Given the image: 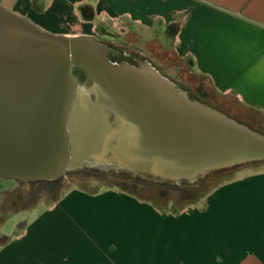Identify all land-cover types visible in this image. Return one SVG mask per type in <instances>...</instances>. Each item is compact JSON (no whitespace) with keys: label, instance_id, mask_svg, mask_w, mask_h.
Instances as JSON below:
<instances>
[{"label":"crops","instance_id":"obj_1","mask_svg":"<svg viewBox=\"0 0 264 264\" xmlns=\"http://www.w3.org/2000/svg\"><path fill=\"white\" fill-rule=\"evenodd\" d=\"M0 5L54 34L93 37L112 29L159 41L161 49L190 59L216 93L264 115V0ZM21 211L29 215L1 236L0 264H264V170L226 180L177 211L116 187L72 188L50 205Z\"/></svg>","mask_w":264,"mask_h":264},{"label":"water","instance_id":"obj_2","mask_svg":"<svg viewBox=\"0 0 264 264\" xmlns=\"http://www.w3.org/2000/svg\"><path fill=\"white\" fill-rule=\"evenodd\" d=\"M110 52L0 5V178L52 180L93 164L178 184L264 161L263 133L190 98L149 63ZM85 64L91 96L77 93L72 73L88 82Z\"/></svg>","mask_w":264,"mask_h":264},{"label":"rangeland","instance_id":"obj_3","mask_svg":"<svg viewBox=\"0 0 264 264\" xmlns=\"http://www.w3.org/2000/svg\"><path fill=\"white\" fill-rule=\"evenodd\" d=\"M110 30L111 32H106L103 29L98 30L97 34H93L94 36L91 38L105 44L112 51L116 50L121 55L129 54L130 56V58L121 55L113 57L110 52L112 61L134 63L137 59H141L149 63L160 75L168 78L179 89L185 91L190 98L214 108L250 128L264 132V115L243 106L231 96L216 93L209 80L193 69L190 59H180L172 51L161 49L159 41H145L137 36L129 35H119V37L112 32V29ZM102 32L104 35L100 34ZM86 66L88 77V67ZM90 66L94 68L93 64ZM72 73L74 77L76 74L81 77L79 81H76L78 92L86 95L87 91H90V96L95 94L93 85H89L91 81L85 83L86 76L80 68L76 67ZM83 82L84 86H82ZM259 170H264V161L236 165L211 172L192 182L178 184L151 181L137 174L118 170L113 166L105 168L101 165L93 166V164H82L77 168L65 171L58 184L30 183L29 181L0 178V201H2L0 208L4 214L2 216L6 217L5 219L0 218V239L1 236L11 234L19 222L29 215L23 211L19 212L20 210H29L38 202L50 205L72 188L96 192L114 187V184H135L136 189L143 197L148 198L149 202L155 201L159 206L173 210L182 208L185 204L202 200L226 180ZM202 180L205 181L201 182ZM159 197L163 198L159 200Z\"/></svg>","mask_w":264,"mask_h":264},{"label":"trees","instance_id":"obj_4","mask_svg":"<svg viewBox=\"0 0 264 264\" xmlns=\"http://www.w3.org/2000/svg\"><path fill=\"white\" fill-rule=\"evenodd\" d=\"M229 173V172H228ZM226 173V174H228ZM206 180V179H205ZM205 180H202L201 182H204ZM61 181V177L59 178H56V179H52V180H34V181H29L30 183H49V184H55V183H59ZM114 187L118 188L119 190L127 193V194H130V195H133L143 201H146V202H149V200H147L148 198L146 197H143L142 194H140V192L136 189V185L135 184H132V185H127L126 183H122V184H114ZM162 195V193H161ZM182 196V195H181ZM163 198V197H159V200ZM185 199V197H183ZM194 198V197H193ZM158 199V198H156ZM149 203H151L152 205H154L155 207L157 208H161V209H164L163 206H159V204L155 201H150ZM174 211H177L179 210V208H176V209H173Z\"/></svg>","mask_w":264,"mask_h":264},{"label":"flooded vegetation","instance_id":"obj_5","mask_svg":"<svg viewBox=\"0 0 264 264\" xmlns=\"http://www.w3.org/2000/svg\"><path fill=\"white\" fill-rule=\"evenodd\" d=\"M112 55H113V57H116V56H119V55H121V54H119V53L115 50V51H112ZM121 56L128 57L129 54H127V55H126V54H122ZM129 58H130V56H129ZM91 64H92V63L90 62L89 65H91ZM86 65H87V64L84 65V68H85ZM89 65H87V66L89 67ZM93 66L96 67L95 65H93ZM74 69H76V66H73V70H74ZM88 78H89V77H88ZM80 79H81V77H79V75L76 74V75H75V80H76V81H79ZM89 81H90V79H89ZM89 85H91V83H89ZM89 92H90V91H87L88 95H89Z\"/></svg>","mask_w":264,"mask_h":264},{"label":"bare ground","instance_id":"obj_6","mask_svg":"<svg viewBox=\"0 0 264 264\" xmlns=\"http://www.w3.org/2000/svg\"><path fill=\"white\" fill-rule=\"evenodd\" d=\"M85 55H82L81 57H84ZM93 65H95L94 63H92ZM96 66V65H95ZM86 67H88V66H86ZM87 71H88V77H89V79H90V81H91V84L93 85V89H94V91H95V94L97 93V88H96V85H95V80H94V78L92 77V75H91V71H90V69H89V67L87 68ZM92 80H93V82H92ZM89 86V85H88ZM77 93H80V92H78L77 91ZM83 95H85V94H83Z\"/></svg>","mask_w":264,"mask_h":264}]
</instances>
